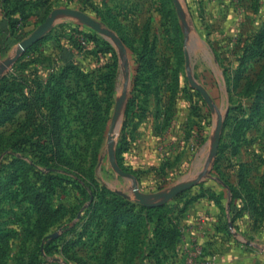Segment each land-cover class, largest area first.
Here are the masks:
<instances>
[{
    "label": "rangeland",
    "instance_id": "obj_1",
    "mask_svg": "<svg viewBox=\"0 0 264 264\" xmlns=\"http://www.w3.org/2000/svg\"><path fill=\"white\" fill-rule=\"evenodd\" d=\"M178 1L0 0V264H264V0ZM61 8L123 57L63 16L4 67Z\"/></svg>",
    "mask_w": 264,
    "mask_h": 264
},
{
    "label": "water",
    "instance_id": "obj_2",
    "mask_svg": "<svg viewBox=\"0 0 264 264\" xmlns=\"http://www.w3.org/2000/svg\"><path fill=\"white\" fill-rule=\"evenodd\" d=\"M176 10L179 14V16L181 17L183 15V9L179 3L178 0H173ZM71 17V18H75L77 19L79 22L89 26L90 28H92L93 30H95L96 32L110 38L115 45L118 47L119 52H120V57L122 58L124 53H125V49L123 44L121 43V41L115 36L114 33H112L110 30L102 27V25L95 21L94 19H92L91 17L87 16L86 14L77 11V10H73V9H67V8H61V9H56L54 11L51 12V14L45 19V21L32 33V35L30 37H28L27 39H25L24 41H22L19 44V47L16 51V54L8 60H5L2 64L4 67L9 66L10 64H12L13 62H15V60L18 58V56L23 53L25 50H27L31 45H33L35 42H37L46 32H48L53 23L60 17ZM185 58H186V64H188V54L187 52H185ZM189 83L192 87L196 88L199 93L202 95V97L204 98V100L206 101V103L208 104V106L213 109V104L207 94V92L205 91V89L198 85L192 78L189 77ZM126 94L122 93V95L120 96V98L116 101L115 104V108H114V113L112 116V120H111V125H110V129L109 132L113 133L116 131L117 128V121L119 118V112L122 106V103L125 99ZM221 117H218V120L215 123V130H214V134H213V151H216L217 149V145L219 143V138H220V129H221ZM108 157H109V162L113 168V170L120 176L125 177V178H129L134 180V177L132 175H130L127 172H124L123 170H121V168L117 165L116 163V158H115V153H114V142L113 140H110L109 142V146H108ZM196 183L195 180H191V181H187V182H182L174 187H172L169 191L164 192V193H160V194H156L152 197H150L151 199L157 200V202L155 204H160L164 201H168L170 199H172L173 197H175L177 194L189 189L191 186H193ZM133 188H134V195L135 197L139 200L140 203L142 204H146L148 205V203L146 202V200H149L150 198H148L147 196H143L141 195L136 187V184H133Z\"/></svg>",
    "mask_w": 264,
    "mask_h": 264
},
{
    "label": "crops",
    "instance_id": "obj_3",
    "mask_svg": "<svg viewBox=\"0 0 264 264\" xmlns=\"http://www.w3.org/2000/svg\"><path fill=\"white\" fill-rule=\"evenodd\" d=\"M207 2H208V4H210V3H212V4L217 3L221 7L225 3V0H207ZM206 209L207 208H205L204 211H206Z\"/></svg>",
    "mask_w": 264,
    "mask_h": 264
},
{
    "label": "built area",
    "instance_id": "obj_4",
    "mask_svg": "<svg viewBox=\"0 0 264 264\" xmlns=\"http://www.w3.org/2000/svg\"><path fill=\"white\" fill-rule=\"evenodd\" d=\"M200 255H204V252L200 249L199 250ZM199 264H211V262L207 259H205L204 257H202V259L199 260Z\"/></svg>",
    "mask_w": 264,
    "mask_h": 264
},
{
    "label": "trees",
    "instance_id": "obj_5",
    "mask_svg": "<svg viewBox=\"0 0 264 264\" xmlns=\"http://www.w3.org/2000/svg\"><path fill=\"white\" fill-rule=\"evenodd\" d=\"M8 82H7V80H5V83L3 84V86H2V92L4 93V92H7L8 91ZM1 92V93H2Z\"/></svg>",
    "mask_w": 264,
    "mask_h": 264
}]
</instances>
